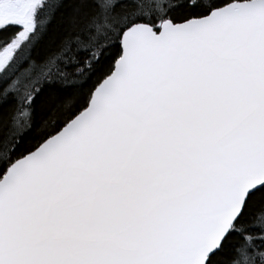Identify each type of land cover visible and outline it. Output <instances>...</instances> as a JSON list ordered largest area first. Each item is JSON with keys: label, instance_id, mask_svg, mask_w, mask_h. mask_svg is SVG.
Returning <instances> with one entry per match:
<instances>
[{"label": "snow or ice", "instance_id": "obj_1", "mask_svg": "<svg viewBox=\"0 0 264 264\" xmlns=\"http://www.w3.org/2000/svg\"><path fill=\"white\" fill-rule=\"evenodd\" d=\"M0 264H264V0H0Z\"/></svg>", "mask_w": 264, "mask_h": 264}]
</instances>
